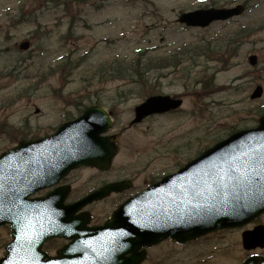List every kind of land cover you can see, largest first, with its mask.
Listing matches in <instances>:
<instances>
[{"label":"rangeland","instance_id":"1","mask_svg":"<svg viewBox=\"0 0 264 264\" xmlns=\"http://www.w3.org/2000/svg\"><path fill=\"white\" fill-rule=\"evenodd\" d=\"M245 2L244 14L208 28L177 22L184 11ZM262 23L264 0H0V154L21 133L49 135L101 105L119 134L116 166L146 167L135 181L140 191L232 132L258 125L264 94L250 95L258 84L264 87ZM244 28L251 29L237 38V55H219L215 48ZM24 40L29 50L19 48ZM201 44L211 51L198 54L193 48ZM252 54L257 66L248 62ZM116 60H139V70L115 77ZM154 94L180 96L183 106L131 124L135 107ZM80 172L88 185L87 171ZM241 231L210 235L172 255L168 243L158 246L143 264H240L248 254ZM9 239L8 228H0V258Z\"/></svg>","mask_w":264,"mask_h":264},{"label":"water","instance_id":"2","mask_svg":"<svg viewBox=\"0 0 264 264\" xmlns=\"http://www.w3.org/2000/svg\"><path fill=\"white\" fill-rule=\"evenodd\" d=\"M244 11L243 5L197 9L182 13L179 22L207 27ZM29 47L28 41L21 44L22 49ZM249 62L257 65L258 56L251 55ZM262 95L263 86L259 85L251 98ZM181 104V99L170 95L151 96L136 107L133 122H140L150 114L177 109ZM259 123L256 128L233 133L177 173L165 176L125 203L112 222L98 228L86 227L88 216H74V212L94 199L122 189L120 182L101 188L70 208L63 206L66 194L54 193L36 200H28V196L58 183L69 171L82 165L102 169L110 166L117 148L112 136H102L113 124L107 110L101 106L90 107L50 136L20 141L0 156V226L11 223L14 238L0 264L13 261L16 264H139L145 258L144 253H139L143 246L168 237L186 243L210 232L249 223L264 212V198L253 199L243 191L220 190L215 185L208 189L205 181L213 166L227 167L225 159L229 155L234 154L243 161L247 159L243 153L249 149L264 150L257 143L264 139V116ZM195 190L204 194L195 197ZM115 227L123 231L118 235L120 240L116 234L108 233ZM24 233L32 236L31 242L21 239ZM54 236L73 238V243L60 250L57 257L46 259L41 245ZM243 240L247 248L264 246V228L245 232ZM127 253L132 255L125 257ZM257 261L250 259L244 264Z\"/></svg>","mask_w":264,"mask_h":264},{"label":"flooded vegetation","instance_id":"3","mask_svg":"<svg viewBox=\"0 0 264 264\" xmlns=\"http://www.w3.org/2000/svg\"><path fill=\"white\" fill-rule=\"evenodd\" d=\"M153 116H158V115H153ZM153 116H150V117H153ZM150 117H148V118H150ZM117 140H119V134L118 133H117ZM131 163H132V161L129 162L128 165L124 164V165H119V166L118 165L116 166L115 164H113L110 167V169H108L106 171L98 169V168H90V167L81 168L79 170L72 171L59 184V185H69L71 187L70 191L67 195V198L65 200V204H67V205L74 204L75 202H77L81 198L85 197L86 195H88L92 191H94V190H96V189H98V188H100V187H102L108 183L117 182V181H128V182H126V184H129L130 188L123 189V190L118 191V192H113L110 195H108L107 197H104L100 200H96V201L90 203L89 205H87L86 207L81 209V211H79V213L85 212V211L91 213V221L88 223L89 226L94 227V226L105 225V223L112 217L114 211L119 206H121L129 198L140 193V191L142 190L141 189L140 191H137L135 189V186H136L135 181L137 180L139 175L142 174L146 170V167L145 166H143L142 168L141 167H135V166L132 167ZM82 169L94 170L96 173H98L100 175H108L110 178L108 177L106 179H103L100 182V184L94 186L92 189L87 190L88 185L86 182L82 181V176L79 174L80 170H82ZM160 176H158V177L154 176V178H152L148 182V185L155 182L156 180H158ZM51 191H55V188H51V189L42 191V192L38 193L37 195H39V196L40 195H46ZM98 213L100 214V217H99ZM258 225H264V214L261 215L255 222L251 223L246 229H253V228L257 227ZM68 242H69V240L53 238V239L48 240L44 244L43 248L49 254L56 255L58 250L61 247H63L65 244H67ZM167 243H168V247H171L167 250V253L169 255H172L174 253V249L175 250L177 249L176 247L182 248L184 246L183 244L177 243L176 241H174L172 239H167L163 242L153 244L150 247L142 248L141 251L145 250L147 253V259L144 262L149 260L150 253H151L152 249H155L158 246H162V245L166 246ZM254 257L259 258V259H264V248L258 247L257 249L254 250V252H248V254H246L243 262H245L246 260H248L250 258H254ZM143 263H141V264H143Z\"/></svg>","mask_w":264,"mask_h":264},{"label":"snow or ice","instance_id":"4","mask_svg":"<svg viewBox=\"0 0 264 264\" xmlns=\"http://www.w3.org/2000/svg\"><path fill=\"white\" fill-rule=\"evenodd\" d=\"M257 143H259L260 149H264V139ZM243 155L247 157L243 161L234 154L229 155L225 159L226 168L213 166V172L207 174L206 187L210 189L212 185H215L220 190L230 188L233 192L243 191L245 195H251L253 199L264 198V150L249 149ZM208 181H211V184ZM203 194V191L199 190L193 192L195 197H200ZM21 239L31 242L32 236L24 233ZM104 259H108V257H104ZM12 264H16V262L13 261Z\"/></svg>","mask_w":264,"mask_h":264},{"label":"trees","instance_id":"5","mask_svg":"<svg viewBox=\"0 0 264 264\" xmlns=\"http://www.w3.org/2000/svg\"><path fill=\"white\" fill-rule=\"evenodd\" d=\"M64 3H66V0H63ZM263 27H264V24H262ZM251 28H244L242 29V31H237L235 32L234 34H232V36H229L227 38V40L225 41V43L217 48H215V50L219 53V55H223V54H228L229 55H232V54H235L237 55V51L239 49V45H240V41L237 40V38H242L244 36H246L248 33H249V30ZM207 44H201V45H197L195 46L196 47V50H201V51H211V48L210 46H205ZM214 50V51H215ZM184 55H186L185 52H183ZM117 65L115 63V66L113 67V76H117V77H127L128 75H134V71L137 72L139 70V60H134L133 63L131 64H127L123 61H118L117 60ZM114 65V64H113ZM102 71V70H101ZM23 134V135H22ZM20 135H22L24 138L25 134L24 133H21Z\"/></svg>","mask_w":264,"mask_h":264},{"label":"bare ground","instance_id":"6","mask_svg":"<svg viewBox=\"0 0 264 264\" xmlns=\"http://www.w3.org/2000/svg\"><path fill=\"white\" fill-rule=\"evenodd\" d=\"M85 171H87V174H85L86 176V180L90 181L88 185L89 188H92L98 184H100V182L103 180V179H106L108 178L109 176L108 175H100L98 173H96L94 170H88L86 169ZM88 178V179H87ZM110 178V177H109ZM92 186V187H91Z\"/></svg>","mask_w":264,"mask_h":264}]
</instances>
